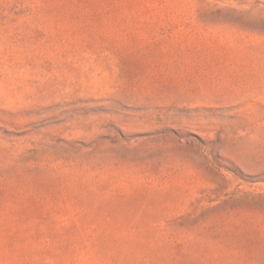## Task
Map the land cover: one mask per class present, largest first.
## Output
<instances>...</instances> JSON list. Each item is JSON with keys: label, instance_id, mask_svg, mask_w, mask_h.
<instances>
[{"label": "rangeland", "instance_id": "rangeland-1", "mask_svg": "<svg viewBox=\"0 0 264 264\" xmlns=\"http://www.w3.org/2000/svg\"><path fill=\"white\" fill-rule=\"evenodd\" d=\"M0 264H264V0H0Z\"/></svg>", "mask_w": 264, "mask_h": 264}]
</instances>
